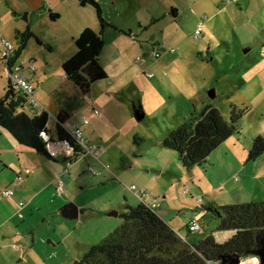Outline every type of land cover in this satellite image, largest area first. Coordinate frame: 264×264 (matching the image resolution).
Returning <instances> with one entry per match:
<instances>
[{
	"label": "rangeland",
	"instance_id": "374dc122",
	"mask_svg": "<svg viewBox=\"0 0 264 264\" xmlns=\"http://www.w3.org/2000/svg\"><path fill=\"white\" fill-rule=\"evenodd\" d=\"M164 1H150L136 17L141 3L138 8L135 1L129 3L126 9L130 15L133 13V19L120 17L117 22L123 29H106V43L115 46L119 58L109 62V78L93 85L91 102L65 78L61 60L68 54L69 46L63 39V28L52 51L45 35L32 37L22 62L29 74L34 71L28 64L36 59L35 76L40 80L35 84L36 95L47 101L48 112L55 115L60 110L56 93L64 89L60 97L65 98L63 102L73 111L67 127L73 130L78 124L83 128V117L87 115L91 121L88 125L91 141L104 152L109 150L106 158L104 153L99 158L89 154L88 158L93 160L88 161L91 166L101 167L107 173L105 183L94 188L89 185L95 168L82 159L77 164L90 180L84 181V176L80 184L87 189L83 190L84 185L79 187L74 178L67 176L63 178L64 196L69 199L77 196V202L94 206L95 212L99 208L104 215L112 204L126 201L127 189L134 204L143 202L139 195L148 190L150 201L159 198L158 210L170 205L180 209L174 217L167 218L181 236L189 238V243H196L212 232L223 242L232 232L217 229L219 219L209 205L264 201V154L257 160H249L254 139L264 135V0H171L179 10L176 17ZM200 25L204 29L197 35ZM172 49L176 50L174 54L169 52ZM154 51L161 52L162 57L154 58ZM107 61L104 57V64ZM1 74L0 94H3L8 76L5 74L3 78ZM212 89L216 91L214 98L210 97ZM210 100L227 117L231 104L245 113L239 131L215 149L206 162L190 169L183 164L178 151L163 146L162 139L180 123L199 114ZM139 106L145 113L142 120L136 115ZM94 107L101 111V118L94 114ZM51 128L56 137V127L52 124ZM136 135L143 141L137 143ZM121 171H125V177L119 175ZM132 185L138 188H127ZM164 190H169L170 201L163 197ZM92 212L90 208L87 210L90 215ZM87 220L90 218L85 216L74 220L50 216L47 222H35V228L25 231V235L29 239L32 233L36 235L38 248L47 251L43 255L46 263L77 264L91 244L101 242L124 218L107 214L92 219L90 224ZM116 221L118 225L113 228ZM194 221L202 229L190 233L188 229ZM14 254L8 264H20L19 254ZM41 259L33 254L29 264H38Z\"/></svg>",
	"mask_w": 264,
	"mask_h": 264
},
{
	"label": "trees",
	"instance_id": "16d2710c",
	"mask_svg": "<svg viewBox=\"0 0 264 264\" xmlns=\"http://www.w3.org/2000/svg\"><path fill=\"white\" fill-rule=\"evenodd\" d=\"M82 2L95 6L101 30L98 32L87 27L75 38L77 51L63 63V71L81 96L90 99L95 82L109 78L101 63L106 46L104 33L108 27L116 26L104 18L97 1ZM52 17L57 18L58 14L52 13ZM32 37L36 35L31 31L20 34L21 45L15 59L22 55ZM244 113V109L231 104L230 116L227 117L210 100L199 114L192 115L167 133L162 144L178 151L188 168L202 165L215 149L239 131ZM55 115L57 138L67 140L74 147L72 159L86 157L72 130L65 126L71 117L69 111L65 109ZM51 119L48 110L40 115L31 113L26 95L17 92L9 82L5 95L0 99V127L8 130L20 144L51 157L42 135ZM135 141L140 143L143 138L136 135ZM262 154L264 135L259 134L249 151V160H257ZM209 209L214 210L219 219L218 230L233 232L227 240L218 241L212 232L196 243H189L156 208L141 202L129 205L121 214L123 223L101 242L91 244L80 261L83 264H229L233 255L245 257L258 247L257 234L264 232V201L218 207L209 205Z\"/></svg>",
	"mask_w": 264,
	"mask_h": 264
},
{
	"label": "crops",
	"instance_id": "0c3cea01",
	"mask_svg": "<svg viewBox=\"0 0 264 264\" xmlns=\"http://www.w3.org/2000/svg\"><path fill=\"white\" fill-rule=\"evenodd\" d=\"M95 1L99 3L104 18L108 22L115 25L116 28L123 29L120 28L122 26L118 24L117 19H120V17L122 19H133V13L132 15H130V10L126 9L129 3L133 4L135 1L137 8L139 7V2L141 3V7L138 8V11L135 15L136 17L140 13L141 9L147 8L149 2L153 0ZM170 1L171 0L164 1L169 5L166 8L168 9V11L171 10V13H173L174 15L173 17H176L179 14V10L177 8V5L173 1ZM213 4L215 5V3ZM217 5L218 4H216V7ZM25 13H27V18H25ZM52 13H57L58 17L53 18ZM142 25L143 23L140 22V26ZM87 27H90L98 32L101 30V24L98 19L95 6L90 3H83L82 0H3L0 2V33L2 36L18 43L19 46L21 45L20 34L31 31L36 36H38L39 33L45 35V42L47 41L48 48L52 51L56 47L55 41L58 42V38L60 37V30L61 28H63V39L67 41L69 50L68 54L66 53L64 59L61 60L62 64L76 53L77 46L75 44V38L78 37L80 33ZM107 32L108 30L105 31V33ZM40 39L41 43H44V41H42V38ZM24 53L25 50L22 55L15 60L17 62H22V59H24ZM118 53V50L113 44L106 43L101 56V63L107 70L108 75H110L109 68L111 63L116 62L119 58ZM104 57H107L108 59L105 64L103 62ZM25 60H27V58ZM109 62L111 63L109 64ZM26 70L28 69L25 68L24 72L31 78L33 83L35 82L34 86L36 82H40V80H36L35 72L37 70L29 74L26 72ZM0 73H2L1 77H3L5 74L6 76H8L7 64L5 62L0 63ZM3 78H1V80ZM9 82L10 79L8 76V82L4 88L5 92H3V94H0V97H3L5 95ZM62 92H65V90L63 89V91H58L56 93L58 95L61 107L59 111L55 112V114H58L59 112L66 109L67 111H69L70 116L72 117L73 111H71L68 104L63 102L65 101V98L62 95L60 97V93ZM92 97L93 92L91 98ZM91 98L88 99L89 102H91ZM40 101L46 106L47 109V101H44L43 96L40 97ZM139 107L140 111H143L142 106ZM96 116H99L98 118H101L102 115L100 113ZM71 117L65 122L66 127ZM52 124L54 125V127H57L55 121H52L51 125ZM67 128L70 129L69 127ZM84 130L86 132V135L91 138V136L88 134V125L84 127ZM91 140L93 141L92 138ZM108 152L109 150H105V152L103 150L104 154H102L105 158ZM88 158L89 155L77 160H73L72 164L68 165L67 156L65 157L61 155L57 158L48 157L45 154H42L32 148L20 144L8 130L0 127V264H8L10 258H12L14 253L19 254L18 259L20 264H29V258H31L33 254L38 255L40 259L42 257L43 260L41 259L40 263L38 264H48L46 263L47 260L43 256L47 254V251H44L42 249L43 247L38 248L36 235L32 233L33 236L31 237V239H29L26 237L25 233L27 232L25 231L33 230V226L37 221L40 222V220H43L44 222H47L50 216L56 217L57 215H59L62 218H66L63 215V210L65 205L69 202L75 201V203H77L80 208V215L77 219H82V216H85V218L87 219L90 218L89 221L87 220L88 222L86 221L89 224L91 223L92 219L103 218L107 216V214L109 216H120L129 205H137L132 202L131 195L129 194L130 189H127L125 191L126 201L112 204L111 208H107L108 213L104 215H102V211L99 208L96 209V211L98 212H95L93 208L94 206L88 207L85 204L77 202V196L72 199H69L68 196H61V198H56L59 178L65 179L67 176H70L77 181L79 187H81L80 185H84L82 189H87L85 184H80V179L84 176V181L90 180L86 177L87 174L84 168L77 164L78 161L82 159L87 161V165L95 168V170L93 169V172L95 174L94 178H91V182L89 185L94 188L98 185H101L102 183H105L106 180L104 178H106L105 176L107 175V173H105V171L101 167L96 168L95 166H91L88 161L90 163H93V160H89ZM72 172L73 174H71ZM124 173L125 171H121L119 175H121V177H125L126 175ZM18 175L24 176V180L22 182H17ZM110 178L112 180L115 179H113L111 175ZM6 187L15 188V194L12 197H5L2 194L3 189ZM168 191L164 190L163 197L167 201H170L172 197L170 196ZM149 198L150 191L148 195L144 197L143 201H145L146 203L157 201V211L166 221L171 224L174 229H176L172 222H170V219H168L167 217L168 215H173L174 217L175 213L177 211H180V209L176 208L175 206L171 207L170 205L169 207H163V209L158 210V208L160 207L159 198L156 197L151 201L149 200ZM23 200H26L27 204L22 210L24 213V218H21L19 217V215H17L20 218L19 221L17 220L18 217L16 216V212L17 208L19 209L18 203ZM89 208L94 211L92 212V215L87 213V210ZM87 223L83 222L84 225H88ZM116 225H118L117 221L113 224V228H115ZM188 231L190 233L192 232L189 229ZM232 234L228 238H230ZM183 237L189 242V238L187 236ZM30 241L31 245H28V242ZM21 242H23L24 245ZM19 244L23 247H15V245ZM40 252L42 254H40ZM27 257L29 258L27 259Z\"/></svg>",
	"mask_w": 264,
	"mask_h": 264
},
{
	"label": "built area",
	"instance_id": "2783aa9c",
	"mask_svg": "<svg viewBox=\"0 0 264 264\" xmlns=\"http://www.w3.org/2000/svg\"><path fill=\"white\" fill-rule=\"evenodd\" d=\"M3 0H0V2ZM203 18H207L206 15L203 16ZM203 25H200L197 31V35H201L203 32ZM19 50V44L16 43L13 40H10L7 37H4L0 33V63L5 62L7 64V72L10 79L11 84L15 88L17 92L23 93L27 97V105L28 109L33 114L40 115L44 111H46V107L43 105V103L38 99L36 95V88L34 86V83L32 82L31 78L24 72V69L26 68V65L24 62H17L15 60V57ZM171 54H174L176 52L175 49H172L169 51ZM162 53L159 51L153 52V57L156 59H159L162 57ZM28 68L32 71H36L37 67L35 65L34 60H32L28 64ZM94 114L99 115L101 111L97 108H93ZM57 121V116L52 115V119L47 124L46 131L42 133L44 139L47 142L46 148L49 153V155L52 158H57L61 155L67 156V164L71 165L73 162V154H74V147L67 141V140H60L55 137L51 131V122ZM90 124V119L87 116L83 117V125L84 127ZM84 127L82 128L78 124L76 125L75 129L72 130V134L78 139L81 146L83 147L85 156L92 154L99 158L101 154L103 153V149L98 146L96 143L92 142L90 138L85 133ZM24 180L23 175H18L17 182H22ZM136 190L138 187L136 185H132L130 187ZM66 193V188L64 185L63 178L58 179L57 184V195L58 196H64ZM149 191L144 190L142 194L139 195V197L144 200V197L148 195ZM2 194L5 197H12L15 194V188L14 187H6L3 189ZM145 202V201H143ZM27 202L20 201L18 203L19 209H18V215L21 218H24L23 208L26 206ZM152 207L157 208L158 202H152L150 203ZM202 229V225L198 223L197 221H194L189 226L190 231L200 230ZM17 248H22L21 245H15ZM229 264H261V257L256 254H249L245 257H240V261L238 263H229Z\"/></svg>",
	"mask_w": 264,
	"mask_h": 264
},
{
	"label": "water",
	"instance_id": "95a60500",
	"mask_svg": "<svg viewBox=\"0 0 264 264\" xmlns=\"http://www.w3.org/2000/svg\"><path fill=\"white\" fill-rule=\"evenodd\" d=\"M25 18H27V13H25ZM216 96L215 89L210 91V97L214 98ZM136 115L139 120H142L145 117V113L140 110H136ZM63 215L69 219L79 218L80 208L75 202H69L65 205L63 210ZM258 247L252 250L251 254H256L261 257V264H264V232H260L257 234ZM240 261V256L235 254L231 258V263H238ZM77 264H83L80 260Z\"/></svg>",
	"mask_w": 264,
	"mask_h": 264
}]
</instances>
